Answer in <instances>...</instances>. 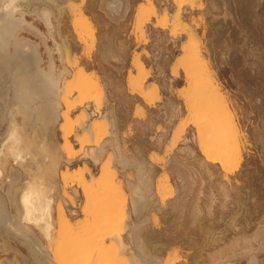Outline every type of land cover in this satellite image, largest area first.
Wrapping results in <instances>:
<instances>
[{
    "label": "rangeland",
    "instance_id": "1",
    "mask_svg": "<svg viewBox=\"0 0 264 264\" xmlns=\"http://www.w3.org/2000/svg\"><path fill=\"white\" fill-rule=\"evenodd\" d=\"M147 1L154 4L155 16L148 15ZM56 2L62 6L47 5L51 12L48 28L36 12H25L20 38L34 45L44 58L42 70H51L56 76L60 72L64 85H71L82 70L98 83L103 96L97 103L83 97L82 105L75 106L81 100L78 93L63 95L68 105L74 106L69 110L65 107L73 125L67 138L73 153L69 162L63 154L64 141L57 127L62 120L53 124L50 131L49 126L45 135L33 124L22 132L26 136L36 130L31 134L34 138L26 137L34 139L30 150L38 154L34 161L27 159L21 168L16 166L20 172L18 188L39 173L36 167L45 158L39 152L40 143L45 141L62 157L57 173L52 177L49 174L45 183L52 187L55 221V208L60 204L73 230L62 232L54 222L57 241L49 244L35 229L36 239L45 252L56 264L67 256H75L77 263L82 264L108 249L112 243L97 246L90 237L107 230L111 211H115L113 200L119 216L123 198L120 192H113L121 188L125 196V227L121 224L114 232L124 234L125 264H132L130 250L136 252L127 237L130 230L136 232L137 242L155 264H264V0ZM173 14H179V24L172 25ZM191 38L193 53L211 71L241 130L242 157L239 165L229 170L206 161L199 147L195 121L206 125L200 115L209 116L208 95L202 82L191 90L178 66L180 50L190 45ZM135 59L146 69L143 90L150 91L151 83L157 86V96L151 101H144L131 85L139 76L131 65ZM174 65L178 67L175 77L171 69ZM5 84L9 85L10 80L5 79ZM187 95H192V99L185 98ZM0 108V135H4L9 115L1 104ZM104 114L106 120L102 118ZM94 119L106 122L102 136L87 135ZM21 121L19 117L18 123ZM32 125L36 128H30ZM79 141L84 143L80 145ZM96 148L105 150L99 152ZM90 152L98 153L97 163L90 158ZM30 167L31 177L26 173ZM102 167H108L113 174L112 182L99 181ZM60 173L68 177L84 175L89 188H93L90 191L93 190L94 201L88 202L90 213H82L86 199L81 192H71L77 186L75 179L63 183ZM106 182H111L112 190ZM138 186L143 192L146 190L143 194L147 204L141 212L134 213L131 191ZM5 192V188L0 189V196L6 197ZM7 208L9 214L16 215L15 208ZM27 248L25 241L0 228V264H37Z\"/></svg>",
    "mask_w": 264,
    "mask_h": 264
},
{
    "label": "bare ground",
    "instance_id": "2",
    "mask_svg": "<svg viewBox=\"0 0 264 264\" xmlns=\"http://www.w3.org/2000/svg\"><path fill=\"white\" fill-rule=\"evenodd\" d=\"M147 3L149 7L148 15L155 16L156 12L154 4L151 1H147ZM36 4H38L37 6L40 7L37 8ZM49 4H55L57 7L62 6L61 4H58L56 0H0V104L7 110V113L9 115L8 118L6 117L8 121V124L6 122V125L8 126L5 130V133H3L4 135H0V185H2L0 186V189L3 190L5 188L6 190V197L4 196V194H1L2 196H4V198L0 196V228H2L4 233L10 234L15 238L17 237V239L20 238L25 241L28 244L27 249L31 251L37 264L56 263L53 262L54 260L51 259V256L48 255L47 251L45 252L43 245L39 242L38 239H36L37 233L35 232V229L39 230L38 235L40 234L41 239L44 240V242L52 243L57 237L53 234V231H55L54 222H56V226H58L63 232L64 229H70V220L60 204H58L55 208L57 220L55 221L54 219V200L50 196L52 187L47 185L48 182L46 181V178H48L49 174L50 177H52L51 175H55V173H57L56 170L58 165L60 164L59 162L62 157L60 158V151L56 153L55 151H53V147H49L45 143V141H41L42 144L40 143L39 146L36 143V145L39 147L40 154H45V158H43L41 165L39 167H36L38 168V171L37 169L36 171L37 173H39L37 174V176H32V169L30 167L26 170V173L27 176H32L31 179L29 181L27 179L21 188H18L19 185L16 186L20 176V172H17L18 169H16V166H20L21 168V165L24 164L27 159L28 161H34L38 154L37 153L36 155H34L30 150L32 149L30 146H34L33 144H35V142H31V140L34 139H29L30 137H26L28 135H31L33 132H31V134H27L26 136L25 133L22 132L26 131L25 128L27 127V125L33 124L37 125L38 128H36L35 126L33 128V125L30 126V128L32 127V129H39L43 131V134L49 126H51V129H49L50 131L52 130V126H54L55 123L58 122V120H62V123H60L57 127L61 135L60 139L64 141V144H61L62 146H64L63 154L66 155V161L69 162L71 158L73 159V157H71L73 153L72 145L67 142V138L72 134L73 125L68 120L66 114L68 112L67 110L74 108V106L68 105L65 98H63V95H69L72 91L78 93L81 100L75 106L82 105L83 97H90L97 103L98 100L103 96L102 90L100 89L98 83L95 81L93 82L91 78L85 76V72L82 70L79 71L74 77L71 85H64L62 83V76L61 74H59L60 72L58 73V76H56L51 72V70H42L44 69L42 68L44 58L38 53L34 45L21 40V33L19 34V30L20 25L25 21V12L29 11L30 13L31 9V13L36 12V15H40V17L46 23L44 25L49 26V16L51 14V12L49 11L50 8L48 9L47 7V5ZM109 6L111 7V5ZM41 18L40 20H42ZM176 22L177 24H179L180 22L179 14L172 15V25ZM189 36L193 37V35L190 34ZM192 46L193 39L191 38L190 45L186 48H181L180 50L181 54L178 57L179 60H181L178 62V66L183 71L185 79H187V81L189 82V88L191 90H193L196 85L202 82L206 94L208 95L207 97L209 109L207 113L209 114V116H207L205 113H200L202 114L200 116L204 117L203 119L204 121H206V125L202 126L200 120L195 121V125L198 128L197 132L199 147L206 161L215 162L219 164L221 169L229 170L231 168L237 167L242 157L240 140L241 130L234 118L233 111L231 110L227 99L220 92L219 85L214 80L211 71L207 68V65L202 62L200 56L197 53H193ZM131 65L135 70L138 71L139 74L138 79L135 82H131V85L135 90H137L139 97H141L144 101H151L153 96H155L157 93V86L151 83L148 84L149 86L151 85V90L149 89L150 91L143 90V83L147 78V74L145 73L146 69L143 63L138 59H135L131 63ZM50 66H52V64ZM51 69H53V66L51 67ZM171 69L172 76L175 77L178 70L177 65H174ZM5 79L10 80L9 85L5 84ZM60 82L63 85H61ZM68 88H71V91H67ZM185 98L191 100L192 95H187ZM65 107L67 109L66 111ZM105 115L106 114H104V116L102 117L103 119H105ZM19 117L22 120L21 124L18 123ZM63 119L65 122H63ZM101 121L103 120L94 119L90 122V126L86 130L88 136L94 137V135L102 136L104 134L106 130V122L104 121V124ZM207 126H209V131L207 129ZM31 137L34 138L32 135ZM53 139L55 140V138ZM79 143L80 145H82L84 141H79ZM98 149L99 152H101L102 149L105 150V148ZM98 149L96 148L97 151ZM89 151L87 152V154L89 153ZM85 154H81V156H85ZM96 155L91 153L90 157L94 159L95 163L98 162V158L96 157ZM9 159H11L12 161H9ZM9 164L10 166L8 167ZM36 165L37 163L35 161V166ZM59 177L63 183H66L69 178H72V181L75 179L77 186L74 187L73 191L71 192H73L75 195H78L79 191L81 192L83 198L86 199L84 204V206H86H82V213L83 215L90 213V205H88V202L89 204H91L93 203L92 201H94V198H92L94 196H91L93 194V192L91 193V191H93V188L90 187L92 188L90 191L89 185H87V181L84 178V175L78 174L77 176L75 175L73 177H68L66 173L63 175H61L60 173ZM106 180L112 182L113 174L110 173L108 167H102L101 173L99 175V181L104 182ZM45 181L47 183H45ZM145 182L148 181L146 180ZM106 183L108 184V182ZM51 186L55 185L51 184ZM110 186L112 190V184ZM117 190L118 191L115 190V192L113 193L118 192L117 194H119L120 192V195H122L121 197L123 198L122 200V198L120 197L122 202L120 204V211L118 212L119 216L116 211V202L113 200L112 202H114V204H111H113L112 209H114L115 211H111L108 222H105L107 230L105 232H102L101 234L98 231L97 233L92 235L93 237H90L92 243L97 246H102L104 244L110 245V243L112 244L105 251H99L95 259L82 264H125V261L122 258L126 255L127 248V245L124 242V234L120 232H114V230H119V227L124 225L123 222L125 215V196L121 188ZM144 192L139 186L135 187L131 191L133 195V199L130 196V198L132 199L131 208L134 213L138 212V210H140L147 204V197L143 194ZM68 197L69 196L67 195V198ZM8 205L15 208L16 215L9 214L7 208ZM114 205L116 207H114ZM123 227H125V225ZM124 229L125 228H122V231H125ZM132 231L130 230L127 237L129 238L130 242L135 245L134 249H136V252L139 254V256L134 250L132 251L131 249L130 253H128V256H130L129 258H131L132 261H130V263L155 264L152 257L144 250L143 246L137 242V239L135 237L136 235H134V233L136 232L133 233ZM67 233H69V230ZM98 233L99 235L97 236ZM54 236L56 237L54 238ZM59 237L61 238L62 236L59 235ZM55 240L57 241V239ZM56 259H58V257ZM59 264L79 263H77L75 256H67L66 258H63L62 263Z\"/></svg>",
    "mask_w": 264,
    "mask_h": 264
}]
</instances>
